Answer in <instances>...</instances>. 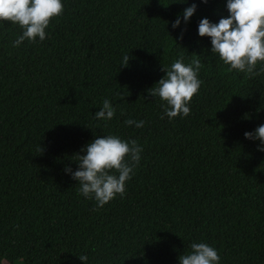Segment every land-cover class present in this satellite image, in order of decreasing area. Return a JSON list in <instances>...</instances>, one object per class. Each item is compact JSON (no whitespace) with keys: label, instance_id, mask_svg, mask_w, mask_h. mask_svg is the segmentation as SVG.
I'll return each instance as SVG.
<instances>
[{"label":"trees","instance_id":"1","mask_svg":"<svg viewBox=\"0 0 264 264\" xmlns=\"http://www.w3.org/2000/svg\"><path fill=\"white\" fill-rule=\"evenodd\" d=\"M61 2L42 42L13 47L22 29L0 22V264H179L192 243L219 264H264V152L244 136L264 125V62L229 72L198 35L227 0ZM181 55L201 61L202 83L190 115L169 120L149 90ZM104 99L107 122L94 116ZM107 135L142 152L124 197L98 208L65 168Z\"/></svg>","mask_w":264,"mask_h":264},{"label":"clouds","instance_id":"2","mask_svg":"<svg viewBox=\"0 0 264 264\" xmlns=\"http://www.w3.org/2000/svg\"><path fill=\"white\" fill-rule=\"evenodd\" d=\"M201 2L208 3V0ZM226 7L229 15L219 19L218 23H212L207 18L201 19L198 35L211 39L210 51L229 66L227 71L236 70L249 78L259 75L255 69L258 62H264V0H227ZM196 10V3L184 9L185 24ZM63 11L61 0H0V22H11L22 29V35L13 41V47H19L25 40L33 44L37 43V38L40 42L44 41L45 29L50 20L61 16ZM180 24L178 16L172 24L173 29ZM184 60L185 57L181 55L170 67H162L166 75L149 90L150 95L166 102L164 113L169 120L190 115L189 104L202 83L198 79L203 67L201 61L196 58L185 64ZM128 62L129 55H125L122 66L126 67ZM260 72H264V66ZM115 112L112 103L104 99L102 107L94 116L97 120L107 122L114 118ZM125 124L142 128L144 121L128 119ZM244 136L249 140H259L261 147L258 150L264 152V125L258 126L254 132H245ZM81 151L86 154H76L77 170L73 172L71 167L65 168V172L78 182L80 194L87 199L94 198L98 208L104 207L117 195L123 198L126 181L132 178L140 162L142 148L138 142L121 140L116 135L100 136ZM79 259L86 262L88 257L80 255ZM220 259L215 248L205 243H192L191 252L179 256V264H219Z\"/></svg>","mask_w":264,"mask_h":264}]
</instances>
